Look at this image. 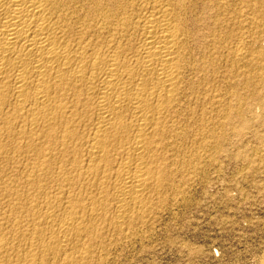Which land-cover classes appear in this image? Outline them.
Listing matches in <instances>:
<instances>
[{
	"label": "bare ground",
	"instance_id": "6f19581e",
	"mask_svg": "<svg viewBox=\"0 0 264 264\" xmlns=\"http://www.w3.org/2000/svg\"><path fill=\"white\" fill-rule=\"evenodd\" d=\"M240 1L0 0V264H37L95 240L100 224L145 221L152 192L174 180L170 151L190 137L184 105H202L210 78L238 97ZM223 123L202 138L216 153Z\"/></svg>",
	"mask_w": 264,
	"mask_h": 264
},
{
	"label": "rangeland",
	"instance_id": "374dc122",
	"mask_svg": "<svg viewBox=\"0 0 264 264\" xmlns=\"http://www.w3.org/2000/svg\"><path fill=\"white\" fill-rule=\"evenodd\" d=\"M241 1L240 8L243 10V13L241 11L243 17L241 16L239 46L243 58L238 97L233 98L232 95L230 97V92L224 83L216 85L210 78L211 84L206 87L209 95L206 94L201 98L203 99L202 105L196 104L194 98L191 106L189 105L190 109H188V105H184L187 111L184 110L181 123L188 124L190 137L183 140L184 142L177 141L174 148L177 153L174 154L173 150L170 151L167 166H169L168 169L171 168V165L173 166L172 172L169 169V175H172L174 180L172 181L169 176L170 182L166 181L168 184L165 182L163 185L165 188L168 187L166 189L168 191L162 187L164 191L161 189L160 192L159 190V195L157 192H152V197L149 198L152 202L147 201L146 204L147 207L150 203L148 206L150 208L147 207L146 210H151L149 213L146 211L148 213L146 216L144 214L143 220L145 221L139 222L138 226L135 223L132 230L130 227H128V231L127 228H124L120 233L111 224L107 225L110 228L100 224L103 227L102 229L100 225L98 226L101 236H94V238L97 237L95 240L92 238L93 236L81 237L77 241L78 246L70 245L73 248L72 252L70 247H66V249L61 247L55 252L56 255H50L49 259L46 257L43 262L40 260L37 264L39 262L42 264H264V62H262L264 61V32H262L264 31V17H262V15L264 16V0H254L256 3L253 0ZM255 17L260 23L262 22L260 25H263V28L257 26V29H254L253 27L256 25L251 27L250 20H254ZM253 58L255 61L252 60ZM257 60H262V66L261 62ZM246 65L251 66L247 67ZM243 66L247 68H243ZM255 66L261 68L256 70ZM251 68L253 69L251 70ZM245 80H248L249 83ZM215 85L218 87L217 90H213ZM210 99L214 101L209 102ZM228 107H234V109L236 107L235 112L229 111ZM235 113H238V118L233 120ZM220 118L224 119V123L220 121ZM188 120H190V124ZM200 122L202 123L199 124ZM203 122H205V126ZM219 122L223 123L219 136L221 151L216 153L215 149L211 148V146L214 148V144L211 142L212 144L210 143L208 146L210 141L206 138L205 142L202 138L208 137L205 136L209 130L208 127L212 128ZM194 131H197L198 134H195ZM194 134L195 136H193ZM196 135H198L197 141ZM192 141L195 142L193 150H197L201 158V160L196 159V162V157L193 156L191 149ZM179 144L184 146L181 149L186 153H181L183 150L180 151ZM188 149L192 150L191 153ZM173 154L175 157H172ZM182 157L186 162L181 160ZM178 162H180L179 165ZM195 164H198V170L193 167ZM169 183L172 185L170 186ZM164 194L166 196L162 199ZM157 196L159 202L155 199ZM2 201L0 215H8L7 207H5L6 201ZM1 210L4 213H1ZM113 228L114 231H112ZM7 229L9 230V228ZM44 237L48 239V236ZM9 241V244L12 242L10 246L19 247V251H17L22 257L25 252L23 243L19 245L20 241L17 242L14 239ZM79 246L80 248H78ZM20 250L22 251L20 252ZM14 255L15 253H11L15 260L17 257ZM68 257L73 259L68 260Z\"/></svg>",
	"mask_w": 264,
	"mask_h": 264
}]
</instances>
